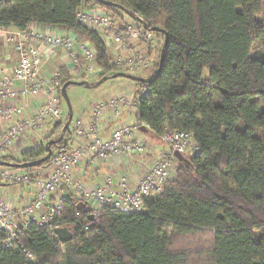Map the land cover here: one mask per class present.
I'll return each instance as SVG.
<instances>
[{
	"label": "trees",
	"instance_id": "1",
	"mask_svg": "<svg viewBox=\"0 0 264 264\" xmlns=\"http://www.w3.org/2000/svg\"><path fill=\"white\" fill-rule=\"evenodd\" d=\"M86 5L116 11L101 0H3L0 27L25 30L34 22L72 30L94 46L103 70L99 80L125 73L112 62L104 39L77 21L76 12ZM114 5L148 28H159L157 37L167 34L160 74L135 82L137 126L148 129L140 133L160 139L169 129H182L192 133L197 152L184 155L189 164L174 160V176L162 193L145 198L141 212L104 208L90 218L88 205L78 209L80 200L68 197L62 224L71 230L70 240L31 226L20 234L19 249L0 250V264H264V0ZM259 41V54L251 56ZM158 65L159 60L146 79ZM60 72L59 90L74 81L68 71ZM54 128L60 133L49 140L53 153L67 148L72 133L62 123ZM45 145L0 161H34L46 155ZM205 229L211 230L210 245L197 250L191 263L187 251L175 249L174 239Z\"/></svg>",
	"mask_w": 264,
	"mask_h": 264
},
{
	"label": "built area",
	"instance_id": "2",
	"mask_svg": "<svg viewBox=\"0 0 264 264\" xmlns=\"http://www.w3.org/2000/svg\"><path fill=\"white\" fill-rule=\"evenodd\" d=\"M126 15L131 16L127 12ZM76 19L102 38L114 41L116 55L112 62L123 66L126 73L139 75L153 65L154 59L145 50L158 47L155 33L139 19H114L108 10L99 6H83L76 12ZM135 38L145 47L139 43L135 45ZM9 39L16 43L19 58L13 68L0 65L1 157L21 154L29 148L24 146L32 142L45 121L61 120L60 99L56 94L61 72L55 71L47 77L41 75L40 69L48 60L45 55H59L60 66L67 62L66 65L83 79L103 72L96 64V50L90 42L74 34H61L54 25L40 30L38 23L32 22L25 30L12 33ZM25 99L35 100L33 115H24L22 101ZM127 105L134 108L132 96L113 95L95 101L89 119L75 120L67 148L51 155L44 164L46 173L42 176H33L24 168L0 167V250L19 249L20 234L31 226L46 227L56 236L54 230L64 226L62 213L68 197L84 202L90 207V216L96 218L104 208L121 214L141 212L145 198L163 192L167 181L175 174L173 152L183 155L188 150L197 152L192 133L182 129H169L160 135L170 151L160 150L159 158L149 165L133 164L126 174L107 171L93 185L74 175L75 169L82 164L94 170L104 162L116 169L120 159L144 154L147 139L140 135L137 123L117 122L120 109ZM108 112L116 122L104 136L101 122L108 121L102 119ZM4 186H20L24 204L19 206L12 195H6ZM84 228L89 227L85 225ZM21 250L29 261L35 260L30 251Z\"/></svg>",
	"mask_w": 264,
	"mask_h": 264
},
{
	"label": "rangeland",
	"instance_id": "3",
	"mask_svg": "<svg viewBox=\"0 0 264 264\" xmlns=\"http://www.w3.org/2000/svg\"><path fill=\"white\" fill-rule=\"evenodd\" d=\"M108 2H112V3H116L118 4L120 2V0H107ZM110 15L113 16L114 19H119V18H125V19H132L133 18L131 16L126 15V12L124 11V9H119L116 8V13L112 12V11H108ZM156 37V42L157 44H161L163 43V38L161 36L157 37V35L155 34ZM262 41L257 42L251 52V56H257V54H259L261 47H262ZM107 45L109 46V42H107ZM60 67V66H59ZM151 68H148L147 70L139 73V77L142 78H147L151 75L152 71H150ZM78 78L79 76L76 75ZM94 77V78H93ZM88 82L91 83H95V85L91 86V87H86V86H77V85H69L66 88V94L68 96V99L70 101V105H71V109H72V122L79 119V118H85L87 116L88 111L90 110V105L93 103V101H97V100H103L109 96H113L115 94H118L119 91H123L121 85H124L123 87H125V85H130L132 82L125 79V78H121V77H116V78H108L106 80H104L103 82H101L100 84H97V82L99 81L98 76L94 73L93 75H91V77H88L86 79ZM132 85V89L133 91L131 93L136 94V86L135 88H133V84ZM127 109H131L132 106L127 105L126 106ZM61 113H62V117L60 121H49L46 122L48 124L49 129L46 131H42V129H40L38 132H36L34 134V136L32 137V142L25 145L24 147H32L37 145H44L46 144L49 140H55L56 137H58L60 130L55 129V124L57 123H62L65 124V122L68 119V109L66 106V103L64 100H62L61 103ZM124 119H119L117 120V122H127L131 125H135L136 121V117L134 113L130 112L126 113L125 115H123ZM56 122V123H55ZM53 127V128H52ZM146 127V126H145ZM42 133V135H41ZM140 133V132H139ZM142 137L144 136V134H140ZM145 137V136H144ZM143 137V138H144ZM151 140L150 142L147 144V140H146V146H150V153L153 152L154 150H167L170 151L169 147L165 144L162 143V141L159 138H152L150 137ZM145 139H148V137H145ZM187 154H190L189 150L187 151ZM19 156H21L20 154H18L15 158H18ZM20 158V157H19ZM137 159H140V157H137ZM136 162H140V161H136ZM175 166V164H174ZM27 172H29L31 175L33 176H42L46 173V169H45V165L39 166V167H34L31 168L29 170H27ZM2 188H0L1 190ZM4 192H6V195L8 196H13L14 199H16L20 194L21 191L23 193L22 189L19 188H15L14 187H8V186H4ZM155 195V194H154ZM152 195V196H154ZM24 198V197H23ZM23 201H20V203H22ZM24 204V203H23ZM20 206V205H19ZM210 235H211V230L210 229H205V230H201L199 232H197L196 234L193 235H187V236H176V239H174V244L173 246L175 247L176 250H185L188 253V257H189V261L192 263L195 261V252L199 249H205L210 245ZM60 263L63 264V261L60 260Z\"/></svg>",
	"mask_w": 264,
	"mask_h": 264
},
{
	"label": "crops",
	"instance_id": "4",
	"mask_svg": "<svg viewBox=\"0 0 264 264\" xmlns=\"http://www.w3.org/2000/svg\"><path fill=\"white\" fill-rule=\"evenodd\" d=\"M1 1H3V0H0V2ZM86 6H89L91 8L98 7V6H95V5H86ZM116 8H119V7L114 6V9H116ZM38 27H39L40 30H45V29H48L49 25L48 24H46V25L45 24H38ZM54 28H56L61 34H64V35H68V34L76 35L72 30H69V29H66V28H63V27L54 26ZM19 31H21V30L16 28V27H14V26L0 27V65H2V66H6L7 65L9 68H13L17 64L19 57H18V53L16 51V43L13 40H10L9 37L12 35V33L19 32ZM103 38H104L106 47H107L108 51L110 52V55L115 57V55H116V46H115L114 41L111 38H106V37H103ZM163 40H164V37H163ZM88 42H90V41L88 40ZM107 42H109V44H110L109 46L107 45ZM133 43H136L135 45H137L139 43V45L142 46V42L140 40L136 39V38L133 40ZM162 45H163V43H162ZM162 45L158 44L157 48L150 49V50H148V49L145 50V52L147 53V51H148L150 56H152V58L154 59L153 65L150 67L151 68L150 71H152V73L155 71L154 64L157 62V60L160 59ZM143 47H145V46L143 45L142 48ZM136 48H137V46H136ZM44 57H45V59H48V60H47L46 64L43 67H41V69H40V73H41V75L43 77H47L48 75H50L53 72L58 71V70L59 71L66 70V71H68L71 74V76L74 79V81H85V82H87V80L83 79L80 75H78L79 76V78H78L76 76V73H74L70 69V67L66 65L67 62L64 63L62 66H60L59 63L61 61H60V56L59 55H57V54L45 55ZM156 71H157V69H156ZM126 74L138 77V74H131V73H126ZM89 77H91V75ZM121 78H124V77H121ZM125 79H127V78H125ZM127 80H129V79H127ZM129 81L132 82L131 84H133V88H135V81H132V80H129ZM131 84L130 85H125V87H123L124 85H121L123 91L121 90V91H119L118 94H115V95L116 96L117 95H124V96H127V97H131L132 96L134 98V101H135V105H134V108L132 107V111L135 114L136 113V102H137V100H136L135 94L131 93L133 91V89L131 88L132 87ZM69 85H74V84L70 83V84H68V86ZM62 86H61L60 90H59V85H58V88L56 89V94L58 95L59 99H60L59 91L61 92ZM77 86H79V85H77ZM82 86H85V85H82ZM66 88H67V86H66ZM61 95H62V93H61ZM62 99H63V96H62ZM62 99H60V107H61ZM22 102L25 104L24 105V115H26V116L33 115V112L35 110V107H33V105H34V103H36L35 100H31L30 101V99H25ZM93 103H95V101H93ZM92 104L90 105V110L88 111L87 116L85 117L84 120H88L89 119ZM66 106H67V104H66ZM124 112L128 113L130 111L126 107L120 109L118 120L119 119H124L123 118ZM68 113H69V111H68ZM102 119L103 120H108L106 122L105 121L101 122L102 135L107 136L109 134L110 127L116 121H112L113 118H111V112H108L105 115V117L104 116L102 117ZM49 121H52V120H48L47 122H49ZM136 121H137L136 123H138L137 118H136ZM74 123H75V121L72 122V119H71V121L69 123V126H70L71 129L73 128ZM49 127L50 126H48V124L45 121L41 125V127L39 129H42V131H45V130L47 131L49 129ZM41 135H42V133H41ZM144 136L148 137V139H147V144H148L150 142L151 138L149 136H147V135H144ZM163 144H165V143H163ZM159 152H160V150L158 149V150H154L153 152L150 153V146L149 147L147 146V150L144 152V154L142 156H140V159H137V157H135V158H127L126 157V158L120 159L119 163H118L119 165H118V167L116 169H112L111 167H108L106 165V163H104V162H100L98 168H95L94 170H91L90 168H86L82 164V165L78 166L75 169L74 175H75V177L77 179H80L83 182H86L88 184H92L93 185V184H96L99 181L101 175L106 173L107 171H110V172H112L115 175H118L119 173L126 174L128 171L131 170L133 164L149 165L154 160L159 158ZM136 161H140V162H136ZM16 187L19 188V189H22L20 186H16ZM23 197L24 196L22 195V191H21V194L14 200H15V202L18 205L22 206L23 203L25 202V198H23ZM20 201H23V202L20 203Z\"/></svg>",
	"mask_w": 264,
	"mask_h": 264
},
{
	"label": "water",
	"instance_id": "5",
	"mask_svg": "<svg viewBox=\"0 0 264 264\" xmlns=\"http://www.w3.org/2000/svg\"><path fill=\"white\" fill-rule=\"evenodd\" d=\"M103 1L105 4H107L108 6H115L114 3L112 2H107V1H104V0H101ZM116 7H119L118 5H116ZM120 8V7H119ZM152 31H155V32H159L160 29L157 28V27H152L150 28ZM167 44V34H164V40H163V45H162V49H161V54H160V59H159V65H158V68H157V71H156V74L155 76L148 80L146 78H142V77H136V76H133V75H129V74H126V73H122V72H117V73H114L112 74L110 77H103L102 79H100L97 84H100L101 82H103L104 80L108 79V78H116V77H124V78H127L129 80H132V81H135V82H148V81H152V80H155L158 75L160 74V71L162 69V64H163V57H164V48ZM71 84H74V85H79V86H82V85H85L86 87H89V84L88 83H85V81H72ZM68 84H65L62 86V89H61V93H62V96H63V99L65 100L66 104H67V108H68V119H67V122L65 123V127H68L69 126V123L72 119V109H71V105H70V101L68 99V96L66 94V86ZM138 129L143 132V133H147L148 132V129L144 126V125H140L138 127ZM54 141H49L48 143H46L45 147H46V150H47V153L46 155L34 160V161H26V162H22V163H15V162H6V161H0V166H4V167H15V168H25V167H35L37 165H39L40 163L48 160L51 155H52V149L50 148V145L53 143ZM173 156L176 158V160L179 162V163H184V164H189V160L183 155V154H180L176 151L173 152ZM81 207H85V203L84 202H79L78 205H77V208L80 209ZM92 218V217H90ZM57 238L59 239V241L61 242H64L66 240H70L72 238V232L69 228L67 227H58L54 230Z\"/></svg>",
	"mask_w": 264,
	"mask_h": 264
}]
</instances>
